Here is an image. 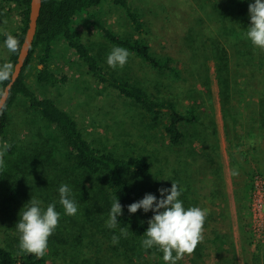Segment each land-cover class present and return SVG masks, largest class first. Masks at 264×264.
<instances>
[{
    "label": "rangeland",
    "instance_id": "374dc122",
    "mask_svg": "<svg viewBox=\"0 0 264 264\" xmlns=\"http://www.w3.org/2000/svg\"><path fill=\"white\" fill-rule=\"evenodd\" d=\"M130 1L144 21L141 31L134 29L125 9L111 1L97 9L98 15L116 32L143 37L157 52L176 58L179 75L158 71L132 54L123 68L113 69L106 60L117 46L106 41L86 15L77 16L74 25L107 69L176 101L182 111L196 110L197 119L183 124L185 138L180 145L169 142L162 121H150L133 101L91 76L62 39L54 45L52 66L67 75V82L56 86L37 82L35 55L25 69L27 83L68 111L93 145L148 159V176L130 177L136 194L153 195L175 182L184 189L179 199L185 208L207 210L203 241L177 264H264V50L243 37L250 26L248 4L254 0H246L247 5L244 0ZM0 5L4 6L0 30L18 28V12H10L5 2ZM4 42L0 40V64L9 56ZM221 47L228 55V86L220 84L217 73ZM8 125L17 145L5 156L4 178L18 193L1 204L0 245L15 247L19 240L15 225L35 197L45 209L55 202L61 215L48 240L50 264H126L118 248L124 236L118 228L106 226L109 216L89 210L87 190L78 184L80 174L70 165L66 150L53 143L51 154L59 160L56 170H40L34 164L32 148L45 152L51 145L43 144L44 121L24 97L11 107ZM62 184L72 189L78 204L74 216L66 215L59 203ZM113 235L120 237L116 244ZM155 249L141 261L163 258V252Z\"/></svg>",
    "mask_w": 264,
    "mask_h": 264
},
{
    "label": "trees",
    "instance_id": "16d2710c",
    "mask_svg": "<svg viewBox=\"0 0 264 264\" xmlns=\"http://www.w3.org/2000/svg\"><path fill=\"white\" fill-rule=\"evenodd\" d=\"M111 1L122 6L134 29L141 31L144 21L136 11L130 0H42L40 15L33 44L25 65L10 89L9 97L2 109L0 123V142L7 141L11 147L9 152L14 153L17 145L14 136L8 133L9 111L18 97L28 100L29 106L34 109L44 121L46 131L43 134V144L51 145L45 152L33 147L30 151L32 160L37 168L48 171L56 170L59 160L51 154L54 144L66 150V157L73 170L80 174L78 184L87 190V207L96 216H109L113 198L118 197L122 205V215L118 217L119 228L129 229L125 240L119 243L120 255L126 258V264H166L161 258L155 261H141L142 256L156 251L155 247L142 251V241L146 238L145 231L148 220L153 213H145L142 209L135 214L127 210V206L139 201L145 194H136L130 182V177L144 179L150 172L148 159L141 154L118 155L92 144L80 129L75 118L61 108L51 97L40 96L27 83L25 69L33 56L37 58L35 80L44 85H60L67 82V75L57 71L52 66V55L57 40L62 39L71 48L79 59L86 65L91 76L102 84L116 90L119 94L133 101L152 122H163V131L169 142L180 145L185 138L183 124H190L198 117L193 107L180 110L176 101L151 93L141 83L129 76L121 75L107 69L92 52L84 41L80 30L74 25L77 16L86 15L89 22L98 28L99 33L109 43L126 48L130 54L140 59L152 68L163 73L180 74L179 62L169 54L157 52L143 37L136 34L126 35L116 32L98 15L97 9L105 2ZM9 6L10 12L15 10L19 14L20 25L16 29L6 32L0 30V40L5 41L6 34L16 37L20 44L27 26L30 0H0ZM244 5L248 1H242ZM4 8V6H1ZM0 8V14L1 13ZM8 12V11H6ZM216 56L217 73L220 84L227 85L226 72L228 69V55L224 48ZM17 53L9 52L7 62L14 65ZM9 81V80H8ZM8 81L0 83V95ZM228 86V85H227ZM264 88V83H263ZM264 116V114H263ZM264 123V122H263ZM43 126V127H44ZM46 157V158H45ZM6 168L0 169V207L5 202L12 201L18 190L11 182L5 181ZM160 199L159 192L153 194ZM5 201V202H4ZM19 240L14 248L0 245V264H50L45 255L38 258L35 255L22 253L18 248ZM140 248V249H139ZM130 252V255L126 253ZM159 262V263H158Z\"/></svg>",
    "mask_w": 264,
    "mask_h": 264
},
{
    "label": "clouds",
    "instance_id": "9594fccd",
    "mask_svg": "<svg viewBox=\"0 0 264 264\" xmlns=\"http://www.w3.org/2000/svg\"><path fill=\"white\" fill-rule=\"evenodd\" d=\"M250 26L247 27L243 37L255 47L264 50V0H254L248 4ZM5 47L11 53L20 50V41L11 34H6ZM130 52L123 47H114L107 56L109 67L123 68L128 62ZM14 74V65L10 62L0 64V83L8 81ZM11 145L7 141L0 142V169L5 167V156ZM233 172V175H237ZM184 191L178 183L172 182L170 188H159L160 199L152 194H145L139 201L127 206L131 214L138 210L145 213H153L148 220L145 231L146 238L142 241V247L149 249L158 247L163 252V260L166 264H177V261L185 255H191L198 244L203 241L204 223L208 212L198 206L185 208L183 201L179 199ZM59 203L64 213L74 216L78 212V204L74 199L72 189L67 184L60 185ZM122 215V205L118 197L113 198L109 218L106 226L116 229L119 226L118 217ZM60 213L56 210L55 202L49 203L45 208L42 201L33 197L29 200L26 210L20 215L16 223L19 233L18 248L20 252L35 255L42 258L48 250V240L54 234L59 225ZM129 229L119 228L120 235L126 236ZM119 236H112V243L119 242ZM175 253V255H173Z\"/></svg>",
    "mask_w": 264,
    "mask_h": 264
},
{
    "label": "water",
    "instance_id": "95a60500",
    "mask_svg": "<svg viewBox=\"0 0 264 264\" xmlns=\"http://www.w3.org/2000/svg\"><path fill=\"white\" fill-rule=\"evenodd\" d=\"M41 6H42V0H30L27 26L23 40L20 44L21 45L20 50L17 53V57L14 63V74L12 75L11 79L6 83L0 95V123H1L2 109L9 97L10 89L14 84V82L19 77L25 65V62L29 56L37 29V21L40 15Z\"/></svg>",
    "mask_w": 264,
    "mask_h": 264
}]
</instances>
